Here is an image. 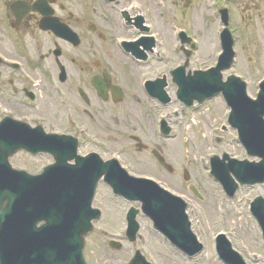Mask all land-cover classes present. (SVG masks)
I'll return each mask as SVG.
<instances>
[{
    "label": "flooded vegetation",
    "instance_id": "flooded-vegetation-1",
    "mask_svg": "<svg viewBox=\"0 0 264 264\" xmlns=\"http://www.w3.org/2000/svg\"><path fill=\"white\" fill-rule=\"evenodd\" d=\"M220 52L232 57L228 70L218 71L222 80L264 74V0H0V122L31 143L45 134L69 136L79 153L156 166L149 174L195 215L213 192L193 165V122L207 100L188 105L177 92L198 85ZM168 140H180L183 158ZM10 159L31 175L54 161L24 149ZM112 196L102 184L94 201ZM43 225L38 220L35 230ZM116 229L94 227L87 235L88 264L95 233L107 247L119 241L117 250L147 241L140 235L129 244ZM31 253L44 264L43 246Z\"/></svg>",
    "mask_w": 264,
    "mask_h": 264
},
{
    "label": "rangeland",
    "instance_id": "rangeland-1",
    "mask_svg": "<svg viewBox=\"0 0 264 264\" xmlns=\"http://www.w3.org/2000/svg\"><path fill=\"white\" fill-rule=\"evenodd\" d=\"M264 58V57H263ZM261 58L259 61H264ZM259 74L251 77L254 79ZM220 124L226 126V130H220ZM194 139H193V165L194 171L203 174L200 168V155L205 156L204 152H226L229 156L235 158H252L247 156L243 148L240 147L236 140V136L230 128L227 127L224 117V109L220 101L215 98L209 101L208 106L204 107L200 113L196 114L193 122ZM212 130H215L213 132ZM200 131L202 135H200ZM221 137L220 142H215L213 137ZM190 139H188L189 142ZM173 151L180 158H183L184 150L181 147L180 140H168ZM131 172L135 173H151L156 172V166H126ZM193 167V166H192ZM204 176V175H203ZM198 179V176H196ZM203 179V177H202ZM205 183V182H204ZM207 199L205 202V213L201 216L192 217L194 232L199 239L205 244L203 252L192 260H184V257L178 254L170 244L157 233H151V223L146 216L139 213L137 220L142 228L141 233L146 237L145 244H136L146 257L153 263L157 264H221L215 257L213 250V236L220 230L225 232L227 238L231 241L232 246L239 251L245 258L247 264H264V241L261 238L260 230L257 227L252 216L249 214V201L256 195L264 196V184L254 186H242L233 198L226 196L215 199L213 192L207 191ZM105 203L107 209L105 215L95 226H104L106 228L117 229L123 225V213L128 205L136 207V203L113 201L106 203L101 201L96 204L103 205ZM119 210V211H118ZM118 211V212H116ZM209 211V212H208ZM119 213V214H118ZM122 217V218H121ZM116 229V230H117ZM114 230V231H116ZM98 234H93L88 241L87 249L90 248L89 261L94 264H122L127 256L132 254V249L128 245H123L121 250H113L106 246V239ZM257 259H253V257ZM89 258V257H88ZM217 260V261H216Z\"/></svg>",
    "mask_w": 264,
    "mask_h": 264
},
{
    "label": "water",
    "instance_id": "water-1",
    "mask_svg": "<svg viewBox=\"0 0 264 264\" xmlns=\"http://www.w3.org/2000/svg\"><path fill=\"white\" fill-rule=\"evenodd\" d=\"M260 97L264 100V92L261 93ZM229 122L233 126L240 128L242 122L239 113L232 110ZM262 131L263 133L259 134L257 139L254 138L252 141L248 142V139L245 138L243 134L242 128H240L241 137L245 139L243 141L246 144L248 153L257 155L261 158L258 163H248L247 161L238 162L234 160H231L227 165H223L222 163L218 164L216 162L212 163V165L214 164L213 173L221 180L229 194H231L235 188L233 180L228 175L229 172H232L242 183L264 180V127ZM113 164L114 163H109L108 166L112 167ZM101 166V163L96 159H83L78 162L77 166L66 165L62 178H60L62 180V186H60V188L63 190L61 199L62 209L64 207L65 213L66 235H72L73 238H70L69 241H71V243L73 242L74 247L76 246V254H78L82 245L81 238L86 233L83 231V228L90 227L89 220L95 217L92 214V210L89 209V204L96 179L99 176L98 169ZM53 167L56 168V166ZM108 170L113 172L116 168H109ZM109 171V175H112L108 177V180L115 191L131 199H141L143 201V209L153 219L155 226L167 235L173 243L177 244L178 247L189 254H194L201 248L195 237L188 230V222L184 214V205L181 201L174 200L154 184L143 180L127 178L125 177L126 175L122 177L117 176L116 178L113 173ZM1 185L5 187V183ZM55 187L57 189V186ZM1 191L0 216L13 213L14 205H16L15 200L18 205H21V202H25V199L21 200L22 196L19 195V191L16 192L17 195L11 192L10 188H1ZM18 199L21 202H18ZM262 204H264V202ZM262 206L264 208V205ZM251 212L262 222L263 214L260 213L258 206L254 203L251 204ZM260 225L264 232V222ZM129 226L136 227L137 225L133 220L129 219ZM9 235L10 234L7 236L2 235V237H0V243L3 244V241L10 243ZM25 236L26 235L22 236L23 240L20 244H25ZM220 239L217 240V251L219 255L232 264H242L229 257V254L234 253L230 250L229 243L224 239V241ZM9 261L10 258L7 262Z\"/></svg>",
    "mask_w": 264,
    "mask_h": 264
}]
</instances>
